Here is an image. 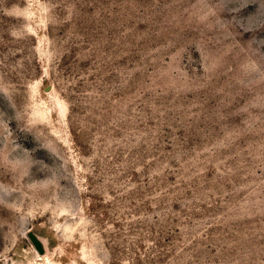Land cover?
Returning a JSON list of instances; mask_svg holds the SVG:
<instances>
[{
  "label": "rangeland",
  "instance_id": "374dc122",
  "mask_svg": "<svg viewBox=\"0 0 264 264\" xmlns=\"http://www.w3.org/2000/svg\"><path fill=\"white\" fill-rule=\"evenodd\" d=\"M0 264H264V0H0Z\"/></svg>",
  "mask_w": 264,
  "mask_h": 264
}]
</instances>
